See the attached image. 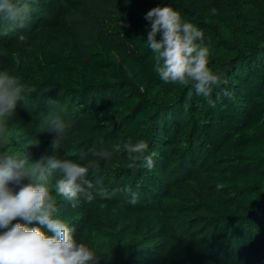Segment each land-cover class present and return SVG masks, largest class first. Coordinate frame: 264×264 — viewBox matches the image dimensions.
I'll return each instance as SVG.
<instances>
[{"label": "rangeland", "instance_id": "obj_1", "mask_svg": "<svg viewBox=\"0 0 264 264\" xmlns=\"http://www.w3.org/2000/svg\"><path fill=\"white\" fill-rule=\"evenodd\" d=\"M137 1L148 8L170 6L185 21L203 30L205 43L210 47L211 68L226 81L217 87L219 93L222 90L235 92L231 87L235 83L225 75L228 66L224 65V56L226 52L229 55L235 52H229L234 48L229 38L242 41L246 36L263 32L258 31L264 30V20L254 10L256 0ZM118 14L120 7L116 0H35L26 27L0 36V72L13 74L29 90L23 100L17 101L9 122L24 130L23 138L32 141L30 152L39 157L55 154L50 148L55 133L48 131L49 126L44 121L50 111L71 125L57 150L59 155L81 164L92 158V151L110 149L114 143L128 141L122 136L125 123L120 115L103 119L91 132L100 116L101 106L114 98H132L146 101L155 114L140 133V139L149 144L147 154L156 153L154 167L148 170L143 162H137L135 167L129 168L127 153L121 152L114 153L111 161H102L99 173L109 191L127 188L145 199L133 203L128 199L130 192L120 191L111 199L97 197L92 203L81 198L79 206L73 208L70 202L58 198V216L76 228L78 241L97 251L100 264H168L164 256L171 242L207 263L264 264L263 218L257 222L253 239L242 248H238L241 245L236 238L227 243L230 239L214 240L211 235L218 220L217 207L227 202L235 204L240 193L233 168L217 161L220 158L218 149L229 136L241 130L238 120L211 119L209 111L212 107L207 99L192 102L184 95L189 86L179 84H162L141 95L130 81H108L104 93H93L82 101L75 98L76 91L60 92L53 85H34L46 69L36 59L41 50L54 49L66 61L72 60L75 51L90 59L98 33ZM21 35L23 40L19 38ZM215 44H221L222 49H217ZM28 55L32 57L26 63L28 70L11 68V60ZM52 92H56L54 96H50ZM33 97V102L27 101ZM49 97L55 98L52 100L54 106H50ZM217 99L218 96L212 100L216 102ZM195 110H199L198 116ZM182 113L199 119L201 129L199 126L197 130L181 135L176 123ZM249 134L256 136L252 132ZM81 153L87 154L83 160ZM101 203L107 208L100 209ZM239 215L246 218L249 214ZM17 222L22 221H13ZM37 226L35 222L29 225Z\"/></svg>", "mask_w": 264, "mask_h": 264}, {"label": "clouds", "instance_id": "obj_2", "mask_svg": "<svg viewBox=\"0 0 264 264\" xmlns=\"http://www.w3.org/2000/svg\"><path fill=\"white\" fill-rule=\"evenodd\" d=\"M34 3L35 0H0V36L23 30ZM145 18L151 21L146 42L160 80L164 84L191 86L196 95L215 107L213 90L226 81L209 67L210 47L203 30L185 21L170 6L154 7ZM19 38L24 39L23 35ZM15 62L20 63L19 59ZM28 91L17 77L8 71L0 72V264H100L97 251L78 241L76 228L58 216V198L76 208L81 198L92 203L97 197L107 200L120 191L131 192L127 188L109 191L104 187L99 175L101 162L111 161L114 153L126 152L129 168L143 162L151 170L156 153L147 154V141L133 143L129 139L123 144L114 143L110 149L92 151V158L84 164L61 158L57 150L71 125L53 111L44 121L48 131L55 133L50 143L54 155L31 161L25 152H11V140L20 141L19 133L9 130L8 120L15 113L17 101L23 100ZM223 96L231 99V92L225 90ZM49 104L54 106L55 101ZM86 155L81 153V159ZM132 202L135 203V193ZM99 207L105 209L107 205L101 203ZM17 219L22 222L13 223ZM34 222L39 226L29 227Z\"/></svg>", "mask_w": 264, "mask_h": 264}, {"label": "trees", "instance_id": "obj_3", "mask_svg": "<svg viewBox=\"0 0 264 264\" xmlns=\"http://www.w3.org/2000/svg\"><path fill=\"white\" fill-rule=\"evenodd\" d=\"M116 2L120 7V14L104 24L90 51V59L75 51L72 60L66 61L56 50L43 49L36 59L46 69L41 74V79L34 82L35 86L49 84L58 87L60 92L76 91L72 93H75V98L82 101L98 92L104 93L108 81H130L140 90L141 95L153 87L164 84L154 71L153 52L146 42L147 33L151 30V21L145 17L152 8L144 6L137 0ZM255 2L254 10L264 20V0ZM258 31L263 32L257 36H246L242 41L229 38L234 45L229 52H235L231 55L226 52L223 62L228 66L225 71L227 79L235 83L231 86L235 92H231L229 99L223 96L224 90L219 93L220 89L216 87L211 98L215 99L218 96L219 99L215 102L216 106L209 111L213 120L229 119L231 122L238 120L242 125L241 130L229 136L218 149L220 158L217 160L233 168L234 180L240 189L238 200L233 205L227 202L217 207L218 220L211 232L214 240L228 238L230 241H226L230 243L236 238L241 245L238 248H242L253 239L257 222L261 218L264 221V30L261 28ZM157 38L159 39V35ZM214 46L222 49L221 44ZM24 58H18L19 64L15 62L17 59L11 60V68L28 70L26 63L30 62L32 57L28 55ZM209 67H212L210 60ZM52 93L50 96H54L56 92ZM62 95L64 97L65 93ZM184 95L192 102L194 100V103L202 102L204 99L196 95L191 86ZM30 99L27 101L33 102L35 98ZM48 99L55 100L51 97ZM63 99L61 98V101ZM77 103L76 101V104H73L75 108ZM198 111L195 110L196 116ZM117 115H120L125 123L122 136L135 143L140 140L141 129L150 124L155 114L146 101L114 98L110 103L101 106L100 116L96 118L91 132L101 125L103 119H111ZM198 121L199 119L194 120L191 114L182 113L176 127L179 128L181 135H185L197 130L199 126V130L201 129ZM8 128L13 133H19L20 142L17 143L13 139L9 144L12 152H25L31 161L40 158L35 152H30L32 141L23 138L24 130L14 127L9 120ZM249 132L255 133L256 136ZM93 135L94 133L90 134V137ZM132 194V191L128 193V199L131 201ZM138 195L140 194L135 193V201L145 199ZM241 213L249 215L241 218L239 215ZM262 241L264 242V238ZM170 244V249L164 256L168 264H213L197 260L175 242Z\"/></svg>", "mask_w": 264, "mask_h": 264}]
</instances>
